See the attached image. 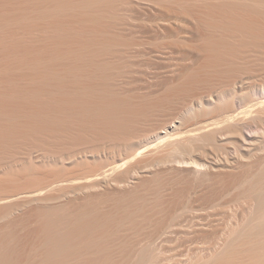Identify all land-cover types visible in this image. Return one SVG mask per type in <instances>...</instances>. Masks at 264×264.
<instances>
[{
  "label": "bare ground",
  "instance_id": "6f19581e",
  "mask_svg": "<svg viewBox=\"0 0 264 264\" xmlns=\"http://www.w3.org/2000/svg\"><path fill=\"white\" fill-rule=\"evenodd\" d=\"M0 264H264V0H0Z\"/></svg>",
  "mask_w": 264,
  "mask_h": 264
}]
</instances>
